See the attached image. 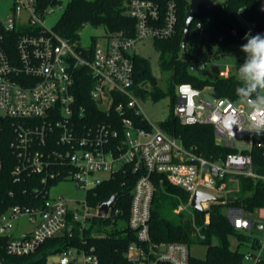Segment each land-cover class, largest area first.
<instances>
[{"label":"built area","instance_id":"2783aa9c","mask_svg":"<svg viewBox=\"0 0 264 264\" xmlns=\"http://www.w3.org/2000/svg\"><path fill=\"white\" fill-rule=\"evenodd\" d=\"M255 1L264 12V0ZM12 2L9 15L0 16V131L13 134L12 179L22 183L33 178L30 193L35 204L18 203L0 211V236L7 237L6 251L31 254L50 238L93 228L94 217L119 216L121 209L115 202L102 217L99 205L92 206L87 195L69 202L62 195L52 196L51 186L74 180L88 194L130 163L135 171L143 168L144 173L133 190L128 227L136 237L124 252V264H196L188 242L151 237L154 175L187 190L189 200H181L176 211L189 212L193 225L200 230L197 214L190 209L198 190L217 196L201 202L208 216L214 202L221 199L227 203L240 192L242 176L264 181V171L259 172L253 160L255 146L264 156V113L253 111L240 100L215 97L209 88L200 89L190 82L177 85L174 112L181 122L212 124L217 144L236 149L219 159L207 158L193 146H185L181 138L149 120L136 93L135 53L131 49L141 38L175 33L178 20L174 1L163 13L153 0H131L129 13L137 19L135 36L119 32L108 35L105 45L79 48L55 26L47 25L46 14L61 0ZM82 67L92 77L90 100L106 114L105 119H95L93 112L78 101L76 75ZM195 68L191 66V70ZM3 168L0 152V175ZM102 172L110 176H100ZM232 183L236 187H231ZM10 194L13 196L12 191ZM226 214L254 248L244 253V261L264 264V206L248 214L230 205ZM23 216L32 227L16 237V221ZM95 231L92 235L97 234ZM93 250L70 247L60 253L58 261L103 264Z\"/></svg>","mask_w":264,"mask_h":264},{"label":"trees","instance_id":"16d2710c","mask_svg":"<svg viewBox=\"0 0 264 264\" xmlns=\"http://www.w3.org/2000/svg\"><path fill=\"white\" fill-rule=\"evenodd\" d=\"M131 0H71L56 24L60 34L75 41L79 38L81 28L90 23L94 26H104L108 35L123 32L126 36H135L136 20L129 13ZM157 2L162 12H166L169 2L174 1L177 9L176 31L172 36L155 38L161 50V65L169 73V89L173 91L179 83L190 82L194 86L205 89L214 88L215 97H229L239 100L236 88L240 80L235 75L216 79H204L193 73L191 66H200L212 56L213 44L228 42H244V36L249 31L252 35L264 34V12H261L255 0H221L218 11H209L193 21L187 57L182 56V38L186 18L191 0H153ZM200 23L201 27L197 28ZM254 25L252 27L251 25ZM236 31V34L233 31ZM246 43V41H245ZM135 64V82L150 78L148 62L137 56L133 57ZM87 68L82 67L76 75V89L78 101L93 112L95 119H105L106 114L90 100L92 77ZM138 89V88H137ZM136 89V90H137ZM162 91H156L155 95ZM162 129L169 135L182 139L187 147L193 146L197 152L207 158H225L228 153L236 151L217 144L214 127L208 123H184L175 115L173 110L168 120L162 123ZM12 133L0 131V152L4 160V168L0 175V211L14 204H35L31 199V184L33 178L22 183L12 179L11 171L15 163V156L10 147ZM254 165L259 172L264 171V156L262 149H253ZM144 173V169L137 171L127 163L124 167L104 180L96 188L88 192L87 197L92 206L108 200L112 193L116 194L115 207L121 209V214L114 219L94 217L93 223L99 222L96 235H92L93 228L80 231L76 229L73 236H56L48 239L31 254L15 255L6 251L7 237L0 236L1 264H60L51 259L52 255L60 254L70 247L94 250L103 264H124V252L131 241L135 240V233L128 227L131 200L135 183ZM155 191L151 207L150 233L156 241H181L189 245L196 242L208 244L205 259L193 257L196 264H244V251L240 247H232V236H237L239 245L247 243V238L236 231L226 208L230 205L238 206L245 211L254 212L264 206V181H254L249 177H241L240 192L229 198L227 203L221 199L211 205L208 216H202L197 210V223L200 230L193 225L190 215L176 211L181 200L188 201L190 194L180 186L172 184L162 175H154ZM13 192V196L10 194ZM124 225L118 227L119 223ZM114 224V228H104L106 224ZM248 244V243H247Z\"/></svg>","mask_w":264,"mask_h":264},{"label":"rangeland","instance_id":"374dc122","mask_svg":"<svg viewBox=\"0 0 264 264\" xmlns=\"http://www.w3.org/2000/svg\"><path fill=\"white\" fill-rule=\"evenodd\" d=\"M51 8L53 11H49L46 14V21L49 27H54L61 19L62 13L71 0H61ZM219 3L221 0H214ZM12 0H0V16L5 17L9 15L12 9ZM79 38L74 41L75 48L89 47L94 44L105 45L108 32L104 26H94L90 23L85 24L79 34ZM244 42H228L222 45L213 44L211 46L212 56L204 61L203 68L196 66L193 71L197 76L204 79H216L221 77H228L235 75L238 77V67L243 63L245 54L241 51V45ZM138 57L143 58L148 62L150 67V78L139 80L137 84V96L144 113L147 115L152 123L162 127V123L169 119L174 108L176 99L173 95V91L169 89V73L164 71L161 65V50L156 44V39L152 37H145L139 39L131 49ZM161 90L162 93L155 95L156 91ZM176 93V89H175ZM206 99L212 100L209 95L205 96ZM199 101V98H197ZM100 176L109 177L110 173L102 172ZM51 195H62L67 198L69 202L74 200H83L87 195V190L78 186L74 180H63L58 184L51 186ZM192 212L196 213V208L193 205L190 206ZM92 212L95 213L94 210ZM190 215L189 212L186 213ZM124 225L119 223L118 227ZM114 224H105L104 228L108 230L114 228ZM32 224L28 219L23 216L16 221V228L13 233L16 237H20L23 232L30 230ZM99 227V222L94 224L93 229ZM255 233L261 232L255 229ZM232 247H240V249L246 253L253 251L249 244L243 243L239 245V239L237 236L231 237ZM191 254L195 258L205 259L208 252V244L203 242H196L190 245ZM61 254L52 255L51 259L58 260ZM244 264H253L251 260H245Z\"/></svg>","mask_w":264,"mask_h":264},{"label":"clouds","instance_id":"9594fccd","mask_svg":"<svg viewBox=\"0 0 264 264\" xmlns=\"http://www.w3.org/2000/svg\"><path fill=\"white\" fill-rule=\"evenodd\" d=\"M241 45L245 54L238 67L240 85L235 92L242 103L257 113H264V34H245Z\"/></svg>","mask_w":264,"mask_h":264},{"label":"water","instance_id":"95a60500","mask_svg":"<svg viewBox=\"0 0 264 264\" xmlns=\"http://www.w3.org/2000/svg\"><path fill=\"white\" fill-rule=\"evenodd\" d=\"M218 10H219L218 4L214 0H191L186 18L185 28L183 32V38H182L183 58L187 57L188 41H189V35L193 21H195L197 18H199L202 14L206 12L218 11ZM209 91L210 93H213L214 88L211 87ZM115 198H116V194L112 193L108 200L99 203L100 205L98 207V211L100 216L105 217L107 215L109 209L114 205ZM210 199H217V196L203 190H198L192 198L193 207H195L203 217L208 213V210L206 208L204 209L201 202ZM2 262H3V257L0 254V264Z\"/></svg>","mask_w":264,"mask_h":264},{"label":"crops","instance_id":"0c3cea01","mask_svg":"<svg viewBox=\"0 0 264 264\" xmlns=\"http://www.w3.org/2000/svg\"><path fill=\"white\" fill-rule=\"evenodd\" d=\"M231 187H236V183H232L231 185H230ZM251 212H248V214H250Z\"/></svg>","mask_w":264,"mask_h":264}]
</instances>
